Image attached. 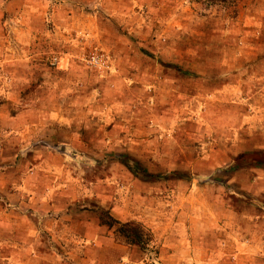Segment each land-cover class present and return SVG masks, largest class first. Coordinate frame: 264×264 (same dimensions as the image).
Instances as JSON below:
<instances>
[{"label":"rangeland","instance_id":"1","mask_svg":"<svg viewBox=\"0 0 264 264\" xmlns=\"http://www.w3.org/2000/svg\"><path fill=\"white\" fill-rule=\"evenodd\" d=\"M45 155L42 264H264V0H0V171Z\"/></svg>","mask_w":264,"mask_h":264},{"label":"crops","instance_id":"2","mask_svg":"<svg viewBox=\"0 0 264 264\" xmlns=\"http://www.w3.org/2000/svg\"><path fill=\"white\" fill-rule=\"evenodd\" d=\"M50 162L45 155L32 164L29 172L19 167L16 171H0V264H26L32 256L33 261L42 264L45 256L36 246L40 241L37 223L26 218L12 219L7 213L24 212L25 206H33L31 201L38 210L61 208L57 206L64 192L57 183L60 174L52 170Z\"/></svg>","mask_w":264,"mask_h":264},{"label":"trees","instance_id":"3","mask_svg":"<svg viewBox=\"0 0 264 264\" xmlns=\"http://www.w3.org/2000/svg\"><path fill=\"white\" fill-rule=\"evenodd\" d=\"M198 3H207L211 5L220 6H233L242 0H191ZM122 163L132 172L135 176H142L146 180H151L156 176L150 174L147 170L142 169L137 162L131 165L129 162L122 161ZM99 222L102 227L112 231L115 237L126 246L145 248L153 243L154 236L150 230L144 225L138 223H123L114 218L108 211L101 210L99 212Z\"/></svg>","mask_w":264,"mask_h":264},{"label":"built area","instance_id":"4","mask_svg":"<svg viewBox=\"0 0 264 264\" xmlns=\"http://www.w3.org/2000/svg\"><path fill=\"white\" fill-rule=\"evenodd\" d=\"M60 63H61V61H59L58 59H55L54 64L60 65ZM91 64L93 66H96V67L99 66L100 67L102 65V59H101V57L98 56V55H95L94 57H92Z\"/></svg>","mask_w":264,"mask_h":264}]
</instances>
